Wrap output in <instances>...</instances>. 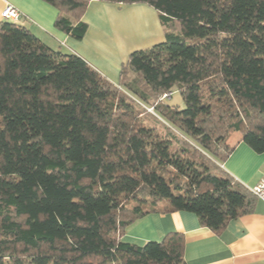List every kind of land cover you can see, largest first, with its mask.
Wrapping results in <instances>:
<instances>
[{
	"label": "trees",
	"instance_id": "16d2710c",
	"mask_svg": "<svg viewBox=\"0 0 264 264\" xmlns=\"http://www.w3.org/2000/svg\"><path fill=\"white\" fill-rule=\"evenodd\" d=\"M45 1L85 37L93 0ZM100 1L147 3L166 30L119 84L0 24V264H187L183 233L139 244L128 228L184 210L220 233L255 211L222 164L238 141L264 152V0ZM176 90L183 108L164 98Z\"/></svg>",
	"mask_w": 264,
	"mask_h": 264
},
{
	"label": "crops",
	"instance_id": "0c3cea01",
	"mask_svg": "<svg viewBox=\"0 0 264 264\" xmlns=\"http://www.w3.org/2000/svg\"><path fill=\"white\" fill-rule=\"evenodd\" d=\"M7 4L22 12L20 23L48 45L77 53L115 84H119L122 65L132 51L165 40L166 30L159 12L143 2L91 1L83 17L89 25L83 39L55 26L59 11L45 0H0V24ZM237 138L234 136L232 142ZM222 166L253 192L264 182V152H256L244 141L236 143ZM257 197L253 213L230 220L220 233L203 226L196 213L180 210L147 215L128 228L124 239L139 244L161 241L168 233L177 231L185 236L187 264H264V198Z\"/></svg>",
	"mask_w": 264,
	"mask_h": 264
},
{
	"label": "built area",
	"instance_id": "2783aa9c",
	"mask_svg": "<svg viewBox=\"0 0 264 264\" xmlns=\"http://www.w3.org/2000/svg\"><path fill=\"white\" fill-rule=\"evenodd\" d=\"M1 16L3 21L20 22L23 17V13L16 6L7 4L2 11ZM173 93L174 92H169L165 94L164 98H171ZM254 192L260 197L264 198V182L255 187Z\"/></svg>",
	"mask_w": 264,
	"mask_h": 264
},
{
	"label": "rangeland",
	"instance_id": "374dc122",
	"mask_svg": "<svg viewBox=\"0 0 264 264\" xmlns=\"http://www.w3.org/2000/svg\"><path fill=\"white\" fill-rule=\"evenodd\" d=\"M111 3V2H110ZM167 102H169L172 105H175L176 107L179 108H183L185 106L184 101H183V97L181 95V92L179 90H176L171 98H166L165 99ZM150 112H154V110H152V108L150 109ZM161 128H163L161 126Z\"/></svg>",
	"mask_w": 264,
	"mask_h": 264
}]
</instances>
